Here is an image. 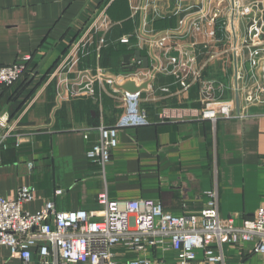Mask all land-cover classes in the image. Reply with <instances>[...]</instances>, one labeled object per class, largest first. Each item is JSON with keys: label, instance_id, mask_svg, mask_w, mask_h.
<instances>
[{"label": "crops", "instance_id": "crops-1", "mask_svg": "<svg viewBox=\"0 0 264 264\" xmlns=\"http://www.w3.org/2000/svg\"><path fill=\"white\" fill-rule=\"evenodd\" d=\"M234 1L232 17L231 0H0V66L29 56L19 82L0 85V197L29 186L24 212L46 200L60 211L92 210L106 189L112 199H153L180 215L198 214L216 186L222 220L237 226L252 218L264 206V102L246 97L264 83V54L249 57L264 41V0ZM187 13L194 24L181 30ZM135 52L147 57L146 68ZM99 70L117 84L148 81L139 92L148 123L116 128L103 175L87 151L124 102L123 90ZM219 102L243 112L214 122L200 116ZM223 248L226 264H264L250 245ZM142 255L165 264L176 256L160 249ZM201 259L198 251L195 263ZM0 264L19 260L0 246Z\"/></svg>", "mask_w": 264, "mask_h": 264}, {"label": "built area", "instance_id": "built-area-1", "mask_svg": "<svg viewBox=\"0 0 264 264\" xmlns=\"http://www.w3.org/2000/svg\"><path fill=\"white\" fill-rule=\"evenodd\" d=\"M235 4L231 0L232 17ZM189 17L187 13L190 22L179 21L181 30L194 24ZM93 26L94 22L71 44L66 58L74 55L78 43L87 38ZM253 33L258 37L259 28L254 27ZM165 39L162 36L161 42ZM99 41L101 46L105 45L103 39ZM154 41L151 39L152 45ZM260 53L264 54V41L260 48L250 47L249 57L257 59ZM28 59L29 56L24 62L1 65L0 85L13 86L22 78L28 71L25 61ZM172 61L177 63L175 59ZM97 74L99 78L115 82V78L104 76L101 70ZM255 91L256 95L249 94L246 100L264 101V83L257 82ZM139 92L121 93L124 102L121 114L113 125L98 128L99 138L87 151L89 162L98 165L102 175L117 143L116 128L148 123L145 112L139 107ZM242 112L229 102H219L213 109H202L200 116L214 122L218 118L234 119ZM1 124L7 123L1 121ZM5 137L4 134L2 140ZM61 192L55 191L56 194ZM32 193L31 187L22 186L14 196L0 197V246L8 248L19 264H165L162 259L142 255L156 249L175 251V260L169 264H226L224 243L237 248L250 245L254 255L264 257V206H258L252 218L236 226L232 217L221 219L216 186L207 192L208 199L198 214L180 215L164 211L153 199H112L106 189L96 196L98 209L60 211L54 201L46 200L40 210L27 213L22 205L32 198ZM198 251L202 252V259L195 263ZM34 252L40 261H35Z\"/></svg>", "mask_w": 264, "mask_h": 264}, {"label": "water", "instance_id": "water-1", "mask_svg": "<svg viewBox=\"0 0 264 264\" xmlns=\"http://www.w3.org/2000/svg\"><path fill=\"white\" fill-rule=\"evenodd\" d=\"M134 54H135L136 60L141 61L142 64H143V66L146 68L148 66L147 57L146 58L140 57L139 54H138V52H135ZM124 60H126V57H124ZM147 84H148V81L147 80H146V82L136 84V82L134 80L129 79V81H126L123 84H116V86L118 88L122 89L125 92H128V93L131 92V93H133V92H139L141 89L146 88Z\"/></svg>", "mask_w": 264, "mask_h": 264}, {"label": "rangeland", "instance_id": "rangeland-1", "mask_svg": "<svg viewBox=\"0 0 264 264\" xmlns=\"http://www.w3.org/2000/svg\"><path fill=\"white\" fill-rule=\"evenodd\" d=\"M255 87H256V84L253 87L251 86L250 91L253 90ZM254 102H257V101H254ZM262 102H264L263 99H259L258 103H262ZM246 109L247 111L249 110L248 107Z\"/></svg>", "mask_w": 264, "mask_h": 264}, {"label": "trees", "instance_id": "trees-1", "mask_svg": "<svg viewBox=\"0 0 264 264\" xmlns=\"http://www.w3.org/2000/svg\"><path fill=\"white\" fill-rule=\"evenodd\" d=\"M26 73H27V71H26ZM18 82H19V81H17L16 83H18ZM16 83H15V84H16ZM15 84H14V85H15ZM14 85H13V86H14ZM13 86H8V87H5V88L8 89V88H11V87H13Z\"/></svg>", "mask_w": 264, "mask_h": 264}]
</instances>
